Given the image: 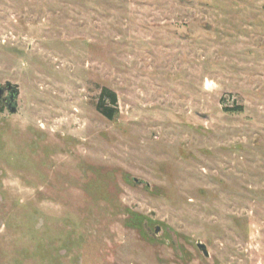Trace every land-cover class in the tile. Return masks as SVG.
<instances>
[{"label": "rangeland", "instance_id": "374dc122", "mask_svg": "<svg viewBox=\"0 0 264 264\" xmlns=\"http://www.w3.org/2000/svg\"><path fill=\"white\" fill-rule=\"evenodd\" d=\"M6 83L0 264H264V0H0Z\"/></svg>", "mask_w": 264, "mask_h": 264}, {"label": "trees", "instance_id": "16d2710c", "mask_svg": "<svg viewBox=\"0 0 264 264\" xmlns=\"http://www.w3.org/2000/svg\"><path fill=\"white\" fill-rule=\"evenodd\" d=\"M117 94L104 87L97 102L98 111L109 119H114L117 114Z\"/></svg>", "mask_w": 264, "mask_h": 264}, {"label": "water", "instance_id": "95a60500", "mask_svg": "<svg viewBox=\"0 0 264 264\" xmlns=\"http://www.w3.org/2000/svg\"><path fill=\"white\" fill-rule=\"evenodd\" d=\"M11 87H12V91H10V95H9V99L12 100V104L9 105V112L10 113H16L17 112V106H18V102H17V98L20 94L19 88L17 85H12L11 83H8ZM0 92H3L4 89H0ZM160 228L157 227L156 228V232H159ZM198 248L203 252V254L206 257H209V251L207 249V246L205 243L203 242H199L197 244Z\"/></svg>", "mask_w": 264, "mask_h": 264}, {"label": "flooded vegetation", "instance_id": "af4514ba", "mask_svg": "<svg viewBox=\"0 0 264 264\" xmlns=\"http://www.w3.org/2000/svg\"><path fill=\"white\" fill-rule=\"evenodd\" d=\"M2 88L4 89V91L0 92V109L9 111V105L12 104V100L9 99V95H10V91H12V87L8 83H6V85L4 86L0 85V89Z\"/></svg>", "mask_w": 264, "mask_h": 264}]
</instances>
